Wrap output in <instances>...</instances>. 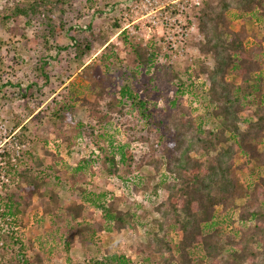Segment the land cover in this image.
Returning <instances> with one entry per match:
<instances>
[{"label": "trees", "instance_id": "16d2710c", "mask_svg": "<svg viewBox=\"0 0 264 264\" xmlns=\"http://www.w3.org/2000/svg\"><path fill=\"white\" fill-rule=\"evenodd\" d=\"M72 2L21 0L1 9L0 23L6 25L23 19L26 26L35 25L41 30L38 39L44 46L63 34L61 38L70 46L73 59L81 68L80 76L91 80L90 84L97 89L89 97L75 96L82 107L96 114L90 127L76 122L68 114L70 105L66 103L50 117V130L58 136L64 132L61 143L70 142L72 128L77 135L85 133L93 137L95 133L96 138L100 137L96 117L100 113L115 124H123L122 119L130 123L134 116L137 123L150 126L135 136L139 140L146 141L152 128L157 129L149 152L139 162L157 174L164 170L168 178L160 174L161 179L156 184L150 186L146 182L142 189L156 196L162 188L167 196L152 210L159 219L152 217L146 222L149 225L144 233L146 243L137 246L140 264H264V174H256L259 176L253 185L246 187V200L238 211L240 227L231 234L224 229L225 217L230 220L231 216L229 208L241 198L236 171L249 163L258 171L264 168V0H203L194 13L203 36L199 51L212 62L211 67L200 62L195 74L205 76L201 87L203 110L194 112L191 104L185 105L180 100L188 94L191 82L181 80L176 72L167 74L164 66L163 73L177 82L175 96L169 101L170 108L162 114L164 116L151 112L147 101L138 98L134 90V81L141 70L158 67L157 49L152 45L142 47L125 33L120 34L118 39L132 58L133 66L124 80L119 74H111L110 65L118 58L111 51L115 46L108 43V31L96 33L92 25L82 28L78 22L69 24L64 7L73 8ZM86 4L90 9L96 1L86 0ZM111 26L116 27L115 21ZM86 32L87 35H83ZM96 44L106 45L97 59L102 63L106 82L89 76L94 63H82ZM66 49L67 46H58L59 52ZM47 65L48 62L41 61L38 68L43 71ZM231 73L233 79L229 78ZM48 77L44 74V84L48 83ZM46 141L44 143L48 144ZM94 143L98 156L90 152V156L81 157L75 166L63 167L55 162L54 167H45L39 157L33 166L17 173L20 182L14 190L5 193L1 201L2 215L11 218L8 224L20 229L19 217L32 199L37 198L43 231L36 239V252L33 244H24L12 227L1 232L0 264H48L55 255L62 258L64 264H131L124 254L101 251L99 245L100 235L105 231L136 229L135 212L120 208L118 197L88 192L86 185L91 174L90 159L98 164L100 158L105 173L122 181L126 180L119 170L129 167L133 160L126 145L118 144L115 153V148V151H104ZM239 158L244 160L236 165ZM56 172L59 177L52 176ZM50 176L65 180L69 184L67 193L74 200L61 204L55 186L50 185ZM94 209L100 213L97 221L93 218ZM217 209L221 216L215 215ZM171 231L180 234L174 252L165 239ZM74 244L87 251L81 262H74L69 256Z\"/></svg>", "mask_w": 264, "mask_h": 264}, {"label": "rangeland", "instance_id": "374dc122", "mask_svg": "<svg viewBox=\"0 0 264 264\" xmlns=\"http://www.w3.org/2000/svg\"><path fill=\"white\" fill-rule=\"evenodd\" d=\"M18 1L21 0H0V11L4 6H10ZM95 1L96 5L89 9L86 0H73V8L67 9V7H64L65 18L69 24L78 22L82 28L92 25L94 26L93 32L96 33L101 30L109 32H107L108 43L115 46V49L111 51L118 58L110 65L111 74H119L121 79L126 78L127 73L133 66L132 58L124 50L122 42L118 39L120 34L125 33L132 42L142 47L152 45L157 49L156 64L158 67L149 66L141 70L134 81V90L138 98L147 101L150 111L155 115H162L167 109L169 110V101L175 96V84L177 82L176 80H170L169 76L163 73L164 69L162 68L166 66L167 70L165 71H167V74H170V71L176 72L180 74L181 80L191 82L187 89L188 94L182 96L180 100L185 105L191 104L194 112H202L204 100L201 87L202 83L205 82V76L201 74L196 77L195 74H197L200 62L209 67L212 64L211 60L204 58L199 51V44L202 42L203 36L194 17V13L201 7L203 0H198V6H188V3H191L192 0H186L188 1L186 9L181 13L175 11L176 16H174L173 26L171 32L168 31V36L172 37L173 42H176V44L183 43L184 48L182 56L178 54L177 50L173 52L175 57H172V54L169 57L165 55L166 58L162 54L167 49L169 42L164 39L167 31L163 22L156 21L153 25L144 19L139 25H136V29H134V31H138L136 34H131L128 30L123 32L121 29L124 27L125 22H128V26H131L130 23L135 20V18H129L128 16L124 18L122 13L128 11L139 0ZM184 1L179 0L178 4ZM174 6L176 7V5ZM113 21H115L116 27L111 26ZM147 28H149L151 34L148 33ZM185 32H187L186 37L183 36ZM40 33L41 30L37 29L35 25L26 26L23 19L9 22L6 25L0 23V70L3 71L0 73V142H3L4 147L11 150L10 142L13 141L11 137L14 136L19 137V142L24 145L21 148L22 151L19 150L20 154L16 166L9 167L8 164L9 168L5 169L7 180L0 178V233L12 227L14 232H18L24 244L32 243L35 252L38 251L36 239L42 234L43 229L39 223L42 215L36 207H39L37 198L32 199L31 204L19 217L20 229L17 226L8 224L7 222H11V218L2 215L4 214V208L1 201L5 193L14 190L18 186L20 178L17 173L20 170L27 166H33L39 157L46 164L45 167H54L55 162L61 163L63 167L67 165L75 166L81 157L90 156V152L94 156H98L99 152L94 147L96 145L94 142L98 143L104 151L107 149L114 150L113 148H115V153L118 152V144L126 145V149L133 160L129 167L126 166L119 170L126 181L106 174L101 166L100 158L98 164L90 162V159L91 174L87 177L86 190L93 193H104L108 197H118L120 198V208L123 210L130 208L135 212L138 222L136 229L105 231L100 235L101 244L99 246L101 251L120 252L131 260V264H140L141 256L138 253L137 246L146 243L144 233L149 228L146 222L152 217L158 218V214L152 213V210L167 196V192L162 188L158 189L156 196H152L150 190L144 191L142 189L146 182H149L150 186L156 184L161 179L160 174H164L168 178L164 170L157 174L150 167L139 162L149 152L152 141L156 137L155 130L157 131V129L153 131L152 128L146 141L139 140L135 136L140 134L141 131L144 132L146 128H151L150 126L147 127L143 123H137L134 116H132L130 123L122 119L124 125L115 124V122H111L109 118L100 113L96 116L97 122L100 123L97 125L99 126L97 129L100 130H98L100 137L96 138L95 133L93 137L91 136L92 138L86 136L85 133L77 135L76 130L72 128L70 142L61 143L60 140L63 138L64 132H61L60 136L57 135L58 133L52 132L48 120L63 103H66L70 105L68 114L76 122L90 127L89 124H91V120L96 114L88 112L86 108L82 107L75 96L78 98L89 97L97 89L94 88L93 84H90L91 80L83 79L80 76L81 68L74 61V53L70 46L65 43V39L61 38L63 34L61 37L52 40L49 45L44 46L38 39ZM83 35H87V32ZM58 46H67V49L59 52ZM105 46L94 45L82 59L83 64L89 62L95 64V68L93 71L90 70L92 73L89 76L94 77L93 80L100 79L102 82H106V77L103 75L105 71L102 63L97 59ZM112 59L109 58V60ZM41 61L48 62L43 71L42 68H38ZM44 74L49 76V81L46 84L43 83ZM229 78L233 79L234 74L231 73ZM100 115L103 117L101 118ZM240 128L243 129V125H240ZM45 138L48 144L44 143ZM243 160L242 158L236 159V165H239ZM251 172L254 174L252 175ZM56 174L57 172L52 176L59 177ZM236 174L237 185L242 189L241 198L236 199L229 208L230 220L229 217H225L224 229L227 234L234 233L240 227L241 220L238 217V211L246 200L244 194L246 187L248 184L253 185V181L259 176L256 174H264V168L261 167L258 171V169H254L252 163H249L244 169L236 171ZM52 176H50V185L55 186L54 189L58 194L60 203L66 204L74 200L67 193L69 184L65 180L52 178ZM149 176H152L153 179L149 180ZM23 185L25 186L24 183ZM93 213V218L97 221L100 213L96 209ZM219 213L220 211L217 209L215 215L221 216ZM221 213L224 215V212L221 211ZM44 226L46 227L47 223ZM64 231L65 229H63ZM167 234L165 239L169 241L174 252V245L179 241L180 234L172 231ZM86 252L85 247L74 244L70 248L69 256L74 262H81L86 258ZM27 254L30 256V251ZM48 264H64V261L55 255V257L50 258Z\"/></svg>", "mask_w": 264, "mask_h": 264}, {"label": "built area", "instance_id": "2783aa9c", "mask_svg": "<svg viewBox=\"0 0 264 264\" xmlns=\"http://www.w3.org/2000/svg\"><path fill=\"white\" fill-rule=\"evenodd\" d=\"M179 0H139L137 3H135L133 6L130 7L128 11H124L122 15L128 16L129 18H135L133 22H131V26H128V22H125L122 27V31H129L131 34H136L138 31H134L136 29V25H139L142 20H147L148 23H152L159 21L163 22L166 27V36L165 40L169 42V45L165 52L162 54L163 57L170 56L173 54L174 51L178 50V54L182 56L184 45L183 43L176 44V42H173V38L168 36V31L171 32V27L173 26L174 22V16L175 11L182 12L186 9V5L188 1L181 2L178 4ZM176 5V7L174 6ZM194 5L198 6L199 1L198 0H192L191 3H188V6ZM143 26V25H142ZM168 26V27H167ZM148 33L151 34L149 28H147ZM187 31V30H186ZM187 32L183 33V36L186 37ZM172 57H175L173 54ZM166 58V57H165ZM15 135V134H13ZM13 140L11 143V150H8L4 145L3 142H0V178L2 180L5 179V169L9 167H15L17 163V158L19 157V150L24 147L23 143L19 142V137H11ZM8 164L10 165L8 167ZM1 188V185H0ZM0 246H2V241H0ZM1 249V248H0Z\"/></svg>", "mask_w": 264, "mask_h": 264}]
</instances>
